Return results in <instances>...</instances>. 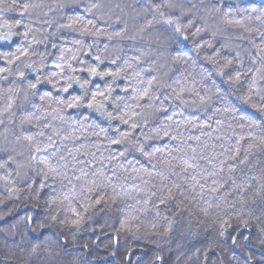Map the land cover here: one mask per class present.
I'll use <instances>...</instances> for the list:
<instances>
[{
    "label": "trees",
    "instance_id": "obj_1",
    "mask_svg": "<svg viewBox=\"0 0 264 264\" xmlns=\"http://www.w3.org/2000/svg\"><path fill=\"white\" fill-rule=\"evenodd\" d=\"M259 2L17 0L13 10L0 11V25L15 33L11 48L0 44V52L28 50L14 64L0 60L9 69L0 72V264H264V121L256 119L257 128L239 119L261 115L241 103L254 76L252 92L264 94ZM12 4L4 0L0 8ZM77 17L75 30L64 27ZM90 67L117 75L91 77ZM238 69L240 81L232 82ZM69 76L89 80L91 90L111 85L107 110L128 123L98 113L84 121L81 113L90 110L59 105L83 90L73 84L58 92L45 78L65 84ZM36 77L42 83L29 89ZM145 90L148 97L140 98ZM252 102L259 105L255 95ZM122 134L119 145L110 143ZM140 146L154 155H142ZM237 147L245 162L227 160L221 171L219 161ZM73 157L91 162L85 171L97 191L82 190L84 178L75 179L82 165L74 167ZM101 162L111 182L92 175ZM185 162L195 169L183 172ZM48 167L58 174L37 175Z\"/></svg>",
    "mask_w": 264,
    "mask_h": 264
},
{
    "label": "snow or ice",
    "instance_id": "obj_2",
    "mask_svg": "<svg viewBox=\"0 0 264 264\" xmlns=\"http://www.w3.org/2000/svg\"><path fill=\"white\" fill-rule=\"evenodd\" d=\"M3 3H4V0H0V4H3ZM16 4H17V0H13L12 6H10L8 8H0V11H11V10H13V8H14V6ZM23 7H24V11H21L19 13V15L21 17L27 11L28 5L25 4ZM33 7H36V5H33ZM97 7H99L98 4H94L93 5V8H97ZM259 7L261 9H264V0H260ZM192 8H195V5H192ZM241 10L242 11H246L247 9L245 8V9H241ZM255 10H256L255 7H253V11H255ZM85 11L91 12L92 8H85ZM215 11L219 12L220 9L217 8V9H215ZM225 15L227 16V15H229V13H225ZM257 19H259V17H257ZM80 22H81V18L77 17L76 19L72 20V22L70 24L65 25L64 27H67L69 29H73V25H79ZM226 22L228 24H232L233 20L229 19ZM166 23L171 25L173 22H172V20H168ZM189 23H191V21ZM236 23L238 24L239 21H236ZM21 25H22V21L21 20H17L16 21V26L20 27ZM0 27L8 29V31L6 33L0 34V44L11 48V46L14 44L13 36L15 35V33H13V31H12V27L13 26L11 24H4V25H0ZM73 30H75V29H73ZM88 30H89L88 25H84L82 31L86 32ZM175 31L177 33H179L181 31V29L179 27H176ZM23 35L26 38L27 37V32H25ZM117 35H118V33H117ZM109 39H111V37H109ZM53 47H55V45H53ZM254 47H259V46L258 45H254ZM27 55H28L27 48H25L23 46H20V47L16 48L15 52H12V51L0 52V60L5 61L7 64H14L16 61L21 60V57H26ZM239 55H240L239 53H236V57H239ZM96 59L99 60V57H97ZM237 62L240 63L239 60ZM231 64H232V61L229 60L227 62V64H226V67L231 65ZM26 67L31 68V65H26ZM8 70L9 69H7V68H0V72H5V71H8ZM87 71H88V73H89V75L91 77H98L100 79H103V77L106 76V75H117L116 73H102V72H99V71H97V69L95 67H90V68L87 69ZM249 71H252V69H249ZM257 71H259V70L257 69ZM218 74L221 75V76L224 75L223 72H220ZM19 77H20L21 80L26 79L25 73L23 71H19ZM260 78L264 79V75H262ZM45 79H47L48 83H52L53 87L57 88L58 92L69 93V90L73 88V84H77L79 86V88L81 90H83L81 93L71 96L70 99H64V98L58 99L57 103L59 105H62L64 107H66V108H72V109H75V108H86V109L90 110L88 115H84L83 113H81V116L83 117L84 121H88L92 114L98 113L99 117L101 119L107 120L109 122L114 121V120H119L121 123H124V124L128 123V121L124 118V116L113 115L112 112H109L107 110L105 101H107L108 96L110 95V93L112 91L111 85H109L108 88L105 91H101L98 86L96 87V90L89 89L88 88V84L90 83V81L87 80V79H85L83 82H81L78 78H74V77L69 76L67 78V83H65V84H60V81H55V83H53V80L49 79L47 77ZM239 81H240V70L238 69L237 70V74H236V76H235V78H234V80L232 82H239ZM40 83H42V81L40 80L39 77H36V80H35L34 83L29 81L28 88L29 89H37V87H38V85ZM150 83H151V81H149V84ZM256 83H257V79L254 76L253 79H252V84L249 85L248 94L243 96L241 103L244 104V105H251V107L254 108V109H257V111L261 115L258 116V117L255 116V115H251V116L250 115H241L239 117V119L242 120V121L243 120H247L248 123H249V126L259 128L261 125L259 123H256L255 120L256 119H260L261 121H264V94H261V90L258 89V88H257L255 93L252 92V89L256 87ZM33 94H35V93H33ZM47 95H48V93H45L44 96H41V99L43 100L45 98V96H47ZM253 95H255L258 98L259 105H257L256 103L252 102L253 101ZM144 97H148L147 90H145L144 92L141 93V97L140 98H144ZM9 107H11V103H9ZM228 110L229 109H226V111H228ZM230 110L231 111H236L237 109L233 108V109H230ZM0 123H3V121H0ZM96 126L99 127V125H96ZM133 127H135V126H133ZM201 127H203V126L201 125ZM106 131L107 130L104 129L103 127L100 128V132H103V133L106 134ZM117 131H119V129H117ZM39 135L43 136V132H40ZM96 135H99V133H96ZM22 138L24 140H27V141H32V139H33L32 135L26 134V133H22ZM126 138H127V134H122L121 135V139H111L110 143L112 145H119L121 143V140L122 139H126ZM17 139H21V137H17ZM48 139L51 141V137H49ZM196 139L198 140L199 137H197ZM217 139H220V137H217ZM242 139H244V138L241 137V140ZM239 143H240V141L238 140L236 142V144L239 145ZM221 147H223V146H221ZM191 150L193 152L196 151L195 148H192ZM36 151L39 152L40 149L37 148ZM125 151H127V150H125ZM136 151H138L142 155L147 156L149 158L152 155H154V153H149V152L145 151V148L143 146L138 147L136 149ZM231 151H232L231 149H223L224 153H228V152H231ZM124 154H125L124 152H120L121 156H123ZM238 156H239V148L237 147L236 151H235V154L226 156L225 159H222V160L219 161L220 170L223 171V167L226 165L227 160L237 161L238 163H241V164L244 163L245 160H239ZM61 159H63V157H61ZM73 159L75 160V164L73 165L74 167H75L76 164L82 165L79 168V171H80L81 175L75 176V179L77 181H80L82 179V177L84 178L85 186H84V188L82 190L83 191H87L89 193L97 191L98 188H99V185L97 184V180L96 179H92V180L89 181L87 179L89 173L87 171H85V167H89V168L91 167V162L90 161L76 160L75 157H73ZM214 159H215L214 157L212 159H210L209 163H213ZM9 160H11L10 156H9ZM45 163H46V161H45ZM0 167H4V164H0ZM153 167H155V166H153ZM195 167H196L195 165L185 162L182 171L187 173V172H189V169H193L194 170ZM229 171L230 172H234L235 171V165H230L229 166ZM57 174L58 173H57L56 168L48 167V170L46 172H43L42 174L38 173L37 175H42L44 179H47L49 177V175H53L54 176V175H57ZM92 175L94 177L103 178V180H107L109 182H111V179H112L111 176H106L105 175L104 166H103L102 162H101V168L98 169V170L93 171ZM113 175H115V173H113ZM216 175H217V173L215 171L209 172V176H211V177H215ZM209 176H202L201 179L207 180L209 178ZM162 179L166 180L167 177H162ZM190 179L192 181H194L197 185H199V187L203 190L204 185L199 183V180H197V177L195 175L190 176ZM212 183L216 184L217 181L215 179H213ZM41 186L43 187V185H41ZM165 187H166V185H165ZM174 187L177 190H179L180 185L179 184H174ZM248 187H251V186L248 185ZM193 190H195V189L193 188ZM171 191H172L171 189H168L169 197H171ZM153 195H155V193H153ZM102 199H103V197L98 199L96 201V203L97 204L101 203ZM164 202H165L164 200H161L162 204ZM73 211H75V210L73 209ZM28 219L31 220L32 217H29ZM233 244L234 245L236 244V240L235 239H233ZM32 251L35 252L36 249L33 248ZM156 259H157V261H162V257L158 256V257H156Z\"/></svg>",
    "mask_w": 264,
    "mask_h": 264
}]
</instances>
